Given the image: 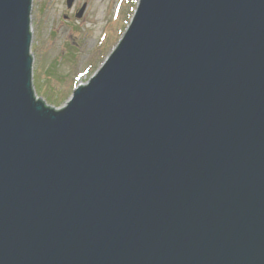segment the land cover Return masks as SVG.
Returning a JSON list of instances; mask_svg holds the SVG:
<instances>
[{"label": "water", "instance_id": "water-1", "mask_svg": "<svg viewBox=\"0 0 264 264\" xmlns=\"http://www.w3.org/2000/svg\"><path fill=\"white\" fill-rule=\"evenodd\" d=\"M31 1L0 0V264H264V0H139L58 111Z\"/></svg>", "mask_w": 264, "mask_h": 264}, {"label": "rangeland", "instance_id": "rangeland-1", "mask_svg": "<svg viewBox=\"0 0 264 264\" xmlns=\"http://www.w3.org/2000/svg\"><path fill=\"white\" fill-rule=\"evenodd\" d=\"M65 1L32 0L29 13L32 91L56 111L115 50L139 0H74L69 9Z\"/></svg>", "mask_w": 264, "mask_h": 264}]
</instances>
